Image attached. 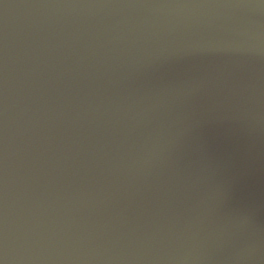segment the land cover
Masks as SVG:
<instances>
[{
  "label": "water",
  "instance_id": "95a60500",
  "mask_svg": "<svg viewBox=\"0 0 264 264\" xmlns=\"http://www.w3.org/2000/svg\"><path fill=\"white\" fill-rule=\"evenodd\" d=\"M0 264H264V0H0Z\"/></svg>",
  "mask_w": 264,
  "mask_h": 264
}]
</instances>
